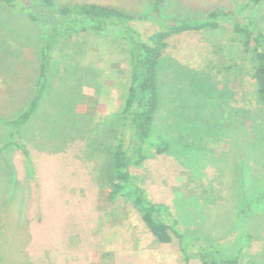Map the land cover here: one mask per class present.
<instances>
[{"label":"rangeland","instance_id":"obj_1","mask_svg":"<svg viewBox=\"0 0 264 264\" xmlns=\"http://www.w3.org/2000/svg\"><path fill=\"white\" fill-rule=\"evenodd\" d=\"M57 1L146 15L153 0ZM246 2L165 0L159 14L200 18ZM250 17L264 32V1ZM18 21L3 17L0 32L10 23L18 29ZM230 23L168 40L146 158L129 168L147 198L166 204L177 221L168 244L155 240L129 201L107 198L110 136L129 79L126 44L86 33L56 47L50 107L42 111L59 122L52 133L39 123L25 138L32 171L14 148L0 157V264H202L200 254L264 264V107L255 103L247 67L231 48ZM131 26L143 38L157 30L148 22ZM7 49L14 57L5 61L0 50L1 118L22 108L20 77L32 79L36 70L35 47L18 48L9 39ZM232 59L237 66L230 67ZM5 138L0 122V141ZM161 141L167 151L156 154L151 145Z\"/></svg>","mask_w":264,"mask_h":264},{"label":"trees","instance_id":"obj_2","mask_svg":"<svg viewBox=\"0 0 264 264\" xmlns=\"http://www.w3.org/2000/svg\"><path fill=\"white\" fill-rule=\"evenodd\" d=\"M164 1L153 0L148 14L135 15L97 3L0 0V22L3 17H11L18 18V23H21L18 29L12 23L1 27L4 46H0V50H3L4 60L14 57L7 49L9 39L18 48L32 46L37 49L34 77H20L22 81H26L23 88L26 99L22 108L18 112H11L10 117H0L1 124L6 128V138L0 141V157L9 148H14L22 154L32 171L30 151L25 138L30 135L31 129L39 128V123H42V130L52 133L54 124L59 122L53 113L48 114L42 109L50 107L46 103L50 69L55 49L63 40L79 34L98 33L115 41H123L126 44L129 79L122 107L110 136L112 178L107 198L110 203L120 198L129 201L155 240L168 244L172 240L171 230L177 221L173 219L166 204L152 203L147 198L139 184V177L129 171L131 166L140 165L146 158L152 123L161 101L159 68L168 40L182 34L218 30L221 21L229 19L232 34L230 43L234 44L231 48H237L243 66L247 67L254 86L255 103L264 107V32L254 25L250 17V13L264 0H247L239 10L212 9L203 17L182 19L161 18L159 13ZM134 22L152 23L157 30L143 38L131 26ZM222 48L218 50L221 51ZM233 66H237L234 59L231 60L230 67ZM67 116L74 124L73 114ZM48 123H53V127L47 128ZM151 147L156 154H161L167 151L168 143L161 141ZM246 245L248 237L245 239L244 246ZM199 259L202 264H255L250 260L242 261L238 256L222 259L207 258L200 254Z\"/></svg>","mask_w":264,"mask_h":264}]
</instances>
